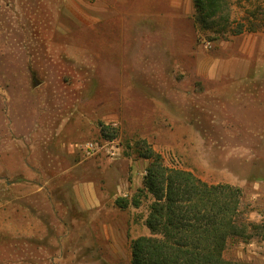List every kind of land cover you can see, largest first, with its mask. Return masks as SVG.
<instances>
[{"label":"rangeland","instance_id":"1","mask_svg":"<svg viewBox=\"0 0 264 264\" xmlns=\"http://www.w3.org/2000/svg\"><path fill=\"white\" fill-rule=\"evenodd\" d=\"M220 12L202 20L194 0H0V264H131L132 240L150 234L139 139L169 167L240 187L246 231L224 257L264 264V149L230 155L202 92L224 80L194 67L213 41L264 31V0ZM196 129L203 138H180ZM72 182L95 184L97 205L80 211Z\"/></svg>","mask_w":264,"mask_h":264},{"label":"trees","instance_id":"2","mask_svg":"<svg viewBox=\"0 0 264 264\" xmlns=\"http://www.w3.org/2000/svg\"><path fill=\"white\" fill-rule=\"evenodd\" d=\"M194 1L202 20L226 6V0ZM107 128L102 125L101 133L113 140ZM136 147L139 157L150 160L139 192L152 201L146 218L150 234L132 240L131 264H251L224 257L228 239L246 231L238 220L241 188L210 184L192 171L167 166L146 139ZM134 204L140 205L137 198Z\"/></svg>","mask_w":264,"mask_h":264},{"label":"crops","instance_id":"3","mask_svg":"<svg viewBox=\"0 0 264 264\" xmlns=\"http://www.w3.org/2000/svg\"><path fill=\"white\" fill-rule=\"evenodd\" d=\"M212 48L214 52L207 54L198 51L194 59L198 75L216 84L224 80L223 86L202 91L210 100L208 115L214 116V124L224 126L226 150L231 151V156H257L258 150L264 149V31L215 40ZM203 136L204 133L196 129L189 132L188 137L184 134L180 138L196 140ZM238 141L241 142L239 145ZM32 171L25 170L40 174L34 168ZM92 184L71 183L75 204L82 212L97 205L93 200L96 201L100 193ZM35 185L37 189L43 188L41 182Z\"/></svg>","mask_w":264,"mask_h":264},{"label":"built area","instance_id":"4","mask_svg":"<svg viewBox=\"0 0 264 264\" xmlns=\"http://www.w3.org/2000/svg\"><path fill=\"white\" fill-rule=\"evenodd\" d=\"M209 46H210V42H207V43L204 45L205 48H209Z\"/></svg>","mask_w":264,"mask_h":264}]
</instances>
